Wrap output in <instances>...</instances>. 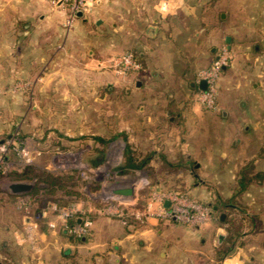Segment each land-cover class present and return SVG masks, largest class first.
Returning a JSON list of instances; mask_svg holds the SVG:
<instances>
[{
	"label": "rangeland",
	"instance_id": "374dc122",
	"mask_svg": "<svg viewBox=\"0 0 264 264\" xmlns=\"http://www.w3.org/2000/svg\"><path fill=\"white\" fill-rule=\"evenodd\" d=\"M195 2V15L201 12L202 21L194 23L189 29L192 34L194 31L198 34L197 37L191 34L192 41L201 43L202 52L194 57H198V63L205 65L203 67L210 66L220 50L227 46L225 35H230L228 44L231 57L218 75L216 112L200 103L196 88L191 94L195 111L203 118V122L195 121L192 124H201L203 128L191 126L190 130L194 132L189 139L197 140L198 135L201 137L200 141H196V146H200L197 150L200 157L210 163L207 165L208 170L218 184L211 182L207 172L204 174L197 170L192 159L187 169L192 168L199 175L203 174L210 185L222 191L225 198H233L236 209L227 216L242 225L234 245H244L242 254L245 256L247 222L252 216L248 208L252 193L247 192V187L252 183L258 184L259 190L255 189L254 195L260 196V199L264 188V0H188L190 4ZM3 3H7V0H0V5ZM2 10L7 14L5 7ZM5 19V22H0V35H6L14 24L7 17ZM18 24L22 25L20 22ZM67 47L63 45L58 48L55 56L54 49L49 50L52 54L48 53L43 74L51 78L46 85L30 86L25 83L26 79L17 78L11 85L0 88V95L17 94L26 97L25 106L28 103L36 105L25 116L21 113L22 108H19L12 124L17 125V128L10 133L0 134L2 140L17 131L19 137L28 139L31 150L28 163L10 150L8 169L0 172L1 226L9 224L17 227L22 221L21 212L14 203V194L8 189L9 183L14 181L33 184L38 206L71 201L91 209L110 200L108 190L115 185L133 183L138 206L144 204L152 188L185 190L186 182L170 181L164 173L165 170H174V167L165 165L164 160L178 151L180 153L182 150L179 147L189 136L184 131L172 130L165 115V110L171 106L167 94L174 90L168 85L170 82L163 79L161 84L165 82L166 86L161 91L136 87V78L144 77L143 69L120 73L109 66L106 60L99 67H85L81 60L87 61L86 50L75 51L80 53L79 56L72 51L68 55ZM87 48L95 49L98 53L101 49L96 45ZM126 50L135 51L137 56L141 51L140 48L131 47ZM170 56L167 58L172 66L179 63L175 55ZM191 58V55L189 59V55L184 54L181 67L190 65L188 61ZM158 94L161 99L156 97L157 101L153 102ZM221 101L223 107H229L234 115V119L227 115L230 119L223 124L219 122L222 120L221 108H218ZM5 106L6 101L0 102V119L9 117L5 113ZM96 137H102L104 141ZM126 140L135 163L146 159L142 166H126ZM222 146L232 160L229 179L228 158H225L221 172L216 171L214 165ZM242 178L249 180V183L241 190L238 184ZM190 180L198 181L195 178ZM100 217L104 216L95 214L94 222ZM175 225L174 231L180 238H185L186 227L180 222H175ZM226 226L224 223L223 234L229 239L231 236ZM86 237L90 238L91 233ZM230 243L229 240L224 242L221 249L225 250ZM235 246L227 256L236 250ZM84 247L82 255H87Z\"/></svg>",
	"mask_w": 264,
	"mask_h": 264
},
{
	"label": "crops",
	"instance_id": "0c3cea01",
	"mask_svg": "<svg viewBox=\"0 0 264 264\" xmlns=\"http://www.w3.org/2000/svg\"><path fill=\"white\" fill-rule=\"evenodd\" d=\"M21 1L22 3H15ZM47 1L7 0V3L0 5L7 12L3 13L1 8L0 15L3 17L0 22H5L7 17L9 22L14 23L13 26L17 23L6 35H0V88L11 85L17 78L26 79L25 83L30 86L46 85L51 78L43 74V69L47 67L44 62L48 60V53L52 54L49 50L54 49L55 56L59 51L57 49L63 45L68 46V55L72 51L79 56L80 53L75 51L86 50L87 61L81 60V63L84 62L83 65L90 68L99 67L100 63H104L115 53L130 47L140 48L137 57L145 78H136L135 86L161 91L166 86L161 81L164 79L170 82L168 85L174 90L167 94L171 106L167 107L165 115L168 116L172 130H181L189 135L187 141L179 147L182 151L164 160L165 165L174 167L172 171H164L165 178L186 182V191L211 205L212 209L214 206L217 208L213 201L217 194L224 197L222 191L213 184L210 185L203 174L201 176L192 168L187 169V164L192 159L197 170L204 174L207 172L211 182L218 184L208 170V160H203L197 150L200 146H196V141H200L201 137L198 135L197 140L189 139L194 132L190 130L192 123L203 122L201 114L195 111L196 108L191 102V94L198 88L195 81L196 71L205 66L198 63V57H194L202 52V47L201 43L192 41V35L197 37L198 34L195 31L192 34L189 29L194 23L202 21L201 12L198 16L195 15L196 2L190 4L188 0H102L90 11L76 15L71 25L66 26L64 21L67 9L64 6H53ZM48 28L54 30L50 31ZM199 29L202 30L201 27ZM89 45L100 46L99 53L95 49L87 48ZM171 54L177 58V66H172L167 58ZM184 54L189 55V59L190 55L192 58L188 61L190 65L182 68ZM101 56L106 57L102 60ZM170 75L173 80L169 78ZM127 90L126 86L125 91ZM156 97L161 96H155L153 102L157 101ZM4 101L7 102L5 113L9 117L0 119V134L10 133L17 128V125L12 124L19 108H22L23 116L36 108L34 103L25 106L26 97H19L17 94H1L0 102ZM218 108H221V124L230 117L234 119L231 109L223 107L222 101ZM197 127L203 128L201 124ZM223 147H220V154L214 165L216 171L221 172L220 168L225 166L224 160L228 158L229 179L232 160ZM186 149L188 152L185 153ZM190 178L198 181H191ZM259 187L255 183L247 187V192L252 193L248 199L252 216L247 222L245 256L242 254L244 245H236V250L229 256H216V247L224 232V219H220L223 212L213 209L214 214H219L220 221L217 222L215 217L199 226L181 223L186 227L185 238H180L174 231V221L156 218H149L145 222L130 219L128 224H121L115 218L100 217L94 222L91 237L76 241L71 240L61 229L53 231L41 222L37 229V250H33L28 243L17 242L15 231L22 228V221L17 227L0 225V264H264V188L261 199L254 195L255 189L259 190ZM84 246L87 255H82Z\"/></svg>",
	"mask_w": 264,
	"mask_h": 264
},
{
	"label": "built area",
	"instance_id": "2783aa9c",
	"mask_svg": "<svg viewBox=\"0 0 264 264\" xmlns=\"http://www.w3.org/2000/svg\"><path fill=\"white\" fill-rule=\"evenodd\" d=\"M48 1L53 6H64L67 9L64 22L66 26H70L76 17V11L88 12L102 0ZM229 51V47L224 46L210 66L199 68L196 71V83L198 84L201 80L206 83V88L201 89L198 86L197 92L200 103L206 108L217 107L218 75L231 57ZM106 62L120 73L135 72L141 69L137 54L132 50L110 56ZM10 150L24 162H30L31 150L28 139H22L15 131L10 137L0 140V172L8 169ZM14 203L22 215V228L15 231V238L18 243H28L33 250L38 249L37 229L41 222L53 231L61 229L70 238H84L92 231L95 214L117 218L122 224H128L130 219L145 222L149 218H156L190 226H199L218 217L208 203L186 190L171 187L152 188L142 206H138L136 199L122 198H111L95 209L85 208L77 203L60 205L56 202H49L38 206L35 197L28 193L14 194Z\"/></svg>",
	"mask_w": 264,
	"mask_h": 264
},
{
	"label": "trees",
	"instance_id": "16d2710c",
	"mask_svg": "<svg viewBox=\"0 0 264 264\" xmlns=\"http://www.w3.org/2000/svg\"><path fill=\"white\" fill-rule=\"evenodd\" d=\"M136 53V52H135ZM97 139L101 140V141H104L102 137H96ZM130 148V145H129V142L126 140V143H125V150H124V154H125V158H126V166H129V167H140L142 166L145 162H146V159H144L143 161H141L140 163H135L133 161V157H131L130 153H129V149ZM249 183V180L245 179V178H242V179H239V184L238 185H241L240 186V189L242 190L243 188H245V185ZM28 194L32 195V196H35V192H34V187H32V189L28 192ZM36 197V196H35ZM71 203L70 202H67L65 204H69ZM60 205H65L64 203H59ZM213 204H215L217 206L216 210L219 212H223L225 214V219H224V223L227 224L226 226V230L229 231L231 237L226 238V236L224 234H222V237L220 239V242L218 243L217 247H216V256L218 258H222V257H225L227 256V254L229 253L230 250H232L234 248V243H235V237L238 235L239 233V229L240 226L239 224H236L235 221L233 219H230V217L228 218V214L229 212L233 213V210L236 209V203L234 202L233 198H225L223 197L222 195L220 194H217L215 200L213 201ZM219 215V214H218ZM69 221H72V220H69ZM234 221V222H233ZM230 225V226H229ZM82 238H71V240H81ZM231 241L230 245L226 247L225 250L221 249L222 248V245L224 242H227V241ZM236 247V246H235Z\"/></svg>",
	"mask_w": 264,
	"mask_h": 264
},
{
	"label": "water",
	"instance_id": "95a60500",
	"mask_svg": "<svg viewBox=\"0 0 264 264\" xmlns=\"http://www.w3.org/2000/svg\"><path fill=\"white\" fill-rule=\"evenodd\" d=\"M76 15H82L81 11H76L75 12ZM230 40V36L229 35H225V41L227 42V46L229 47V42ZM198 86L201 89L206 88V83L204 80H201L198 83ZM33 187V184L30 182H26V181H14L9 183L8 185V189L11 193L13 194H20V193H28ZM135 190V185L133 183L130 184H120V185H115L113 187H111L108 190V194L110 195V198H122V199H133L134 198V192ZM213 209H216V207L214 206ZM224 213L220 214V219L223 220L224 219Z\"/></svg>",
	"mask_w": 264,
	"mask_h": 264
},
{
	"label": "flooded vegetation",
	"instance_id": "af4514ba",
	"mask_svg": "<svg viewBox=\"0 0 264 264\" xmlns=\"http://www.w3.org/2000/svg\"><path fill=\"white\" fill-rule=\"evenodd\" d=\"M196 91L198 92V88H196Z\"/></svg>",
	"mask_w": 264,
	"mask_h": 264
}]
</instances>
